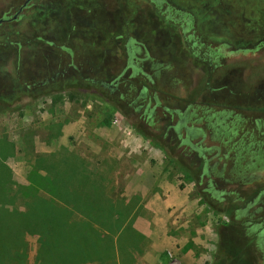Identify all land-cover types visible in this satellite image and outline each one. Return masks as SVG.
<instances>
[{"label":"rangeland","instance_id":"1","mask_svg":"<svg viewBox=\"0 0 264 264\" xmlns=\"http://www.w3.org/2000/svg\"><path fill=\"white\" fill-rule=\"evenodd\" d=\"M23 1L0 0V18ZM154 2L34 0L0 24L1 159L19 184L50 158L89 170L60 163L28 202L61 263L92 246L118 262L132 211L118 264H264V0ZM198 17L199 59L180 35ZM130 169L137 200L116 198ZM63 201L111 228L86 232ZM26 202L0 183L1 232L23 228ZM26 240L36 264L38 235Z\"/></svg>","mask_w":264,"mask_h":264},{"label":"trees","instance_id":"2","mask_svg":"<svg viewBox=\"0 0 264 264\" xmlns=\"http://www.w3.org/2000/svg\"><path fill=\"white\" fill-rule=\"evenodd\" d=\"M2 156L3 154H0V164H1L0 175L4 173V176L2 177L0 176V183H6L9 186L18 187L20 192H23L25 198L27 199V202L24 206L25 207L24 210L21 211L20 214L23 217V221L21 224L23 228L16 231H10V230H6L2 232L0 231V264H28L29 253H28V242L26 240V236L28 233H35L36 235H38V251L36 254V264H65L55 259L53 255V251L55 248L54 247L55 244L53 243V237L49 234L46 235L44 233L45 231L41 229L34 222L36 218L34 206L28 204V202L34 196L37 197L38 194L41 195L42 192H47V190H45L46 189L45 178L46 176H49V173L56 175V179H58L57 170L59 168L60 163H65V165H69L71 163H75L83 166L85 165L70 156H68L65 160L62 159L60 161L58 160L54 161L52 160V158H50L49 161L42 160L39 167H35L34 169L31 170V173L28 178L29 180L28 183L19 184L11 180V176L9 175V173H7L8 167L3 163L1 159ZM43 161L46 162L44 163ZM55 165H58V167L55 168ZM41 169L44 170L43 171L44 173L41 171ZM85 169L88 170L86 166ZM60 204L68 209V215L71 218L77 217V214L80 215V217H83V215L86 216V219L82 220V222H85V226L87 228L86 232H91L96 235H100V231L98 230L96 231L97 228H95V226L91 224L92 222L100 226L103 224V227L111 228L113 217L110 214L109 217L105 219H101L95 217V215L93 216V214L90 215L81 211V208L78 205L66 203L64 201ZM111 206L113 207L112 204ZM113 208L116 210L119 217H121L122 209H118V206L115 205ZM127 211H131V210L128 209ZM26 216L31 217L29 219L32 222L31 225L27 226L28 223L24 222V217ZM128 217L129 218L125 222L128 223L129 221L130 225L124 224L125 222L124 223L122 222V225L120 227L121 229L120 234L124 236V238L122 239L124 240V242L121 245V250H123V252L120 254L121 256L119 257V259L121 260L119 261L118 259V262H121L123 259V263L126 262V258L127 260L132 259L130 252L128 254V251L126 249L128 245H130L132 242L131 234H133L134 232L136 233V231L134 230L135 228H133V223L131 224L133 218L132 211H131V215H129ZM77 222L81 223V220H77ZM100 249L101 247L92 246L86 249V251L84 252L81 251L77 254H74L72 261H68L66 264H84L88 262H96L98 264H118V262H115L111 256L102 253ZM125 254H128V256L126 257ZM111 261H113V263Z\"/></svg>","mask_w":264,"mask_h":264},{"label":"flooded vegetation","instance_id":"3","mask_svg":"<svg viewBox=\"0 0 264 264\" xmlns=\"http://www.w3.org/2000/svg\"><path fill=\"white\" fill-rule=\"evenodd\" d=\"M34 0H29L28 2H27V0H24L23 2H22V4L18 7V9L16 10V12L13 14V15H11L10 17H2V18H0V19H4V21L3 22H9V21H12V20H14V19H18L20 16H21V14L23 13V10H25L26 8H28L30 5H31V3L33 2ZM147 2H149L151 5H152V7H154L155 9H157L158 7L159 8H161L160 6H158L155 2H154V0H146ZM25 2H27L26 3V5L21 9V7L25 4ZM160 2L161 3H164V0H160ZM157 5V6H156ZM168 5V4H167ZM176 10H178V9H176ZM17 12H19L18 14H17V18H14V16H15V14L17 13ZM178 12H180L181 13V11H179L178 10ZM184 12V11H183ZM181 13V19L183 18L182 17V14L184 15L185 13ZM181 19H180V22H181ZM198 19L199 20H196V19H193V21L192 20H189V22L187 23V24H185V25H183L182 24V26L183 27H180V32H181V40H182V42H183V44H184V47L188 50V52L192 55V56H194V57H198V55H199V52L200 51H202V49H203V45L201 44V45H199L198 47H200V48H198V49H200V51L199 52H196L194 49H193V47L191 46H189L190 45V42L192 41L193 42V46H195L197 43H198V34L199 33H196L195 31L196 30H198L199 29V26L198 25H202V23H204V22H207V20H205V19H201V17H198ZM3 22H1V23H3ZM183 22V21H182ZM181 22V23H182ZM209 22H211V21H209ZM0 23V24H1ZM193 27H195L196 28V30H194L193 29ZM182 28V29H181ZM200 57H198V59H199ZM109 87H110V85H108Z\"/></svg>","mask_w":264,"mask_h":264},{"label":"crops","instance_id":"4","mask_svg":"<svg viewBox=\"0 0 264 264\" xmlns=\"http://www.w3.org/2000/svg\"><path fill=\"white\" fill-rule=\"evenodd\" d=\"M119 171H117L116 173H118ZM125 172H126V170H125ZM124 172V173H125ZM130 174L127 176V174H125L124 176H125V178L129 181L127 184H126V186L128 187V188H130V190H131V192H130V194L129 195H127V193H125V191L123 192L119 187H118V183H119V178H120V176L118 175L117 176V179L114 181V183H115V185L117 186V197L116 198H119V199H121L122 197H124V199H126V200H129V201H133V199H135V200H137L136 199V196H137V191H135V190H137L136 189V186H137V177H138V170L136 169V170H134L133 169V171H131V169H130V172H129ZM125 186V187H126ZM121 187V186H120ZM126 187V188H127ZM132 188H135V189H132ZM134 190V191H133ZM114 194H116L115 192H114ZM127 196H129V197H127ZM174 250V249H173ZM175 251V250H174ZM146 252V251H145ZM145 254V253H144ZM151 255H152V253H151ZM150 254H149V252H147L144 256H145V260H147L149 263L151 262V258H153L152 260H153V263H155L156 262V260H157V254L156 253H153V255L151 256Z\"/></svg>","mask_w":264,"mask_h":264},{"label":"built area","instance_id":"5","mask_svg":"<svg viewBox=\"0 0 264 264\" xmlns=\"http://www.w3.org/2000/svg\"><path fill=\"white\" fill-rule=\"evenodd\" d=\"M168 256H169V258H171V263H172V264H180V263L178 262V260L176 259V257H174V256L172 255V253H168Z\"/></svg>","mask_w":264,"mask_h":264},{"label":"water","instance_id":"6","mask_svg":"<svg viewBox=\"0 0 264 264\" xmlns=\"http://www.w3.org/2000/svg\"><path fill=\"white\" fill-rule=\"evenodd\" d=\"M29 0H27V2H28ZM27 2H25V4L21 7V9L26 5V3ZM19 12H17L16 14H15V16H14V18H17V14H18ZM4 21V19H0V23L1 22H3Z\"/></svg>","mask_w":264,"mask_h":264}]
</instances>
